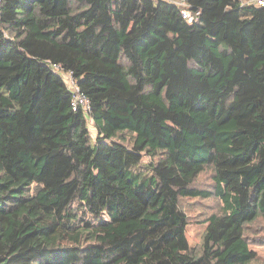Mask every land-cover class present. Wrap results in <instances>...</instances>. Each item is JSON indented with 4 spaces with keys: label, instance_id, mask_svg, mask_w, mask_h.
<instances>
[{
    "label": "trees",
    "instance_id": "16d2710c",
    "mask_svg": "<svg viewBox=\"0 0 264 264\" xmlns=\"http://www.w3.org/2000/svg\"><path fill=\"white\" fill-rule=\"evenodd\" d=\"M177 2L0 0V264H264L247 238L264 222V6ZM53 154L66 174L37 184ZM211 196L193 250L180 202Z\"/></svg>",
    "mask_w": 264,
    "mask_h": 264
},
{
    "label": "rangeland",
    "instance_id": "374dc122",
    "mask_svg": "<svg viewBox=\"0 0 264 264\" xmlns=\"http://www.w3.org/2000/svg\"><path fill=\"white\" fill-rule=\"evenodd\" d=\"M89 131L92 138L95 137V130L89 121ZM143 162H147V158H143ZM67 161L55 154L48 159L44 172L35 179L38 183H49L57 181L67 172ZM196 185L199 188L211 190L212 174L209 170L202 172L196 179ZM182 209L186 212L188 222L186 228V236L193 250H197L204 232V220L211 214L221 212V203L219 200L211 196L206 199H184L180 202ZM264 222L257 223L247 230V238L249 247L257 254V262L264 261ZM262 228V229H261Z\"/></svg>",
    "mask_w": 264,
    "mask_h": 264
},
{
    "label": "built area",
    "instance_id": "2783aa9c",
    "mask_svg": "<svg viewBox=\"0 0 264 264\" xmlns=\"http://www.w3.org/2000/svg\"><path fill=\"white\" fill-rule=\"evenodd\" d=\"M249 1L256 2L257 4L264 6V0H249ZM177 3L180 5H184L183 0H178ZM180 12H181L182 17L184 19H187V21L189 22L193 21L195 19V16L198 14V13L192 14L186 8H182ZM54 68L57 71H60V68L58 65H54ZM62 76H63V80L67 84L69 91L72 93V100H71L72 109L77 110L78 108H80L84 110L85 112H88L89 111V101L87 100L85 95H83L79 91L75 81L71 77V74L63 72Z\"/></svg>",
    "mask_w": 264,
    "mask_h": 264
}]
</instances>
